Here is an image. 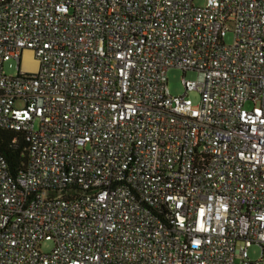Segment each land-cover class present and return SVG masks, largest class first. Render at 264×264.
Wrapping results in <instances>:
<instances>
[{
    "label": "built area",
    "instance_id": "2783aa9c",
    "mask_svg": "<svg viewBox=\"0 0 264 264\" xmlns=\"http://www.w3.org/2000/svg\"><path fill=\"white\" fill-rule=\"evenodd\" d=\"M196 1L0 0V264H264V0Z\"/></svg>",
    "mask_w": 264,
    "mask_h": 264
},
{
    "label": "rangeland",
    "instance_id": "374dc122",
    "mask_svg": "<svg viewBox=\"0 0 264 264\" xmlns=\"http://www.w3.org/2000/svg\"><path fill=\"white\" fill-rule=\"evenodd\" d=\"M196 3L198 5H203L204 0H197ZM233 42H234L233 33H228L225 38V43L227 45H232ZM19 66L20 64L16 60H11L9 62H6L4 65L5 73L8 76H15L19 73ZM183 80L197 81L198 73L194 71H189L186 74H184L181 70H178V69H171L168 72V87H169L170 93L173 96H182L185 94ZM188 99H190L192 103L195 106H197L200 104L201 96L197 92H191L188 95ZM52 248H53V245L50 242H46L42 245V251L45 253L51 252ZM248 255H249L251 262L253 263L258 262L261 258L262 250L258 245H253L248 250Z\"/></svg>",
    "mask_w": 264,
    "mask_h": 264
},
{
    "label": "trees",
    "instance_id": "16d2710c",
    "mask_svg": "<svg viewBox=\"0 0 264 264\" xmlns=\"http://www.w3.org/2000/svg\"><path fill=\"white\" fill-rule=\"evenodd\" d=\"M0 153L7 161L13 176L26 171L29 163V143L24 134L0 130Z\"/></svg>",
    "mask_w": 264,
    "mask_h": 264
},
{
    "label": "bare ground",
    "instance_id": "6f19581e",
    "mask_svg": "<svg viewBox=\"0 0 264 264\" xmlns=\"http://www.w3.org/2000/svg\"><path fill=\"white\" fill-rule=\"evenodd\" d=\"M25 63L31 70H33V71L36 70L37 63H36V61H34L32 59V53L31 52H27L26 53V55H25Z\"/></svg>",
    "mask_w": 264,
    "mask_h": 264
}]
</instances>
